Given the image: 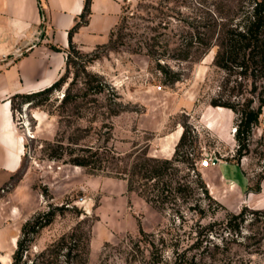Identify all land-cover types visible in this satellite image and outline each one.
<instances>
[{"label": "rangeland", "instance_id": "1", "mask_svg": "<svg viewBox=\"0 0 264 264\" xmlns=\"http://www.w3.org/2000/svg\"><path fill=\"white\" fill-rule=\"evenodd\" d=\"M123 1L121 18L106 43L90 51L76 45L69 49L61 87L36 97L37 107L21 97L14 101L16 120L28 136L20 174L32 170L42 204L30 219L40 216L37 231L31 226L26 234L22 231L20 264H155L161 255L171 259L177 240L182 251L201 231L207 233L203 227L209 224L213 231L198 252L199 264H264V215L247 212L241 232L232 230L240 219H231L233 211L207 197L202 182L212 196L215 178L199 165L204 157L243 163L253 188L264 174V105L245 149L236 138L240 114L213 105L254 98L257 106L264 97V76L253 66L242 74L231 62L232 68L226 69L215 61L221 26L214 23L231 22L241 3ZM100 81L106 87L94 93L92 87ZM66 93L74 98L65 102ZM216 107L235 114L228 132L231 141L203 121ZM34 109L55 122L53 137L46 131L35 133ZM155 123L161 130L150 129ZM177 127L186 131L182 161L162 178L172 193L156 206L144 194H157V181L142 178L136 165L153 164L154 142ZM77 157H88L100 168L77 165ZM52 175L55 192L46 183ZM161 238L166 239L163 247Z\"/></svg>", "mask_w": 264, "mask_h": 264}, {"label": "crops", "instance_id": "2", "mask_svg": "<svg viewBox=\"0 0 264 264\" xmlns=\"http://www.w3.org/2000/svg\"><path fill=\"white\" fill-rule=\"evenodd\" d=\"M123 4V0H90V12L82 18L86 0H0V264H14L23 227L42 207L40 193L33 188L32 170L27 168L20 174L26 162L28 136L16 120L14 101L18 95L42 91L59 80L68 68L72 45L90 51L106 43L121 18ZM25 43H31V48L14 57L13 50ZM213 110V115L207 113L203 121L223 140L231 141L228 132L234 112L228 108ZM32 116L37 135L46 131L51 138L56 134V124L45 111L34 109ZM150 129L159 131L161 127L155 123ZM183 133L182 127H177L155 141L152 156L171 159ZM203 169L215 178L212 197L229 210L238 212L245 205L264 208V179L260 192L250 191L251 181L243 163L218 159ZM46 183L54 186L53 175ZM52 190L55 192L54 187Z\"/></svg>", "mask_w": 264, "mask_h": 264}, {"label": "trees", "instance_id": "3", "mask_svg": "<svg viewBox=\"0 0 264 264\" xmlns=\"http://www.w3.org/2000/svg\"><path fill=\"white\" fill-rule=\"evenodd\" d=\"M241 3L237 8V13L234 16V19L231 22H226L224 19L221 20L220 23H214V26L217 27L218 24L221 26L220 32L221 37L219 40V50L216 54L215 61L216 63L226 69H231L232 66L230 62L234 64V66L241 67L242 74H248V70L253 66L254 70H258L262 76H264V0H239ZM90 12V0H86L84 13L81 15L82 18L85 17ZM43 14V10H42ZM83 20V19H82ZM78 21L73 29H76L81 23ZM73 46V45H72ZM71 46V47H72ZM56 50H61L60 47L54 46ZM70 61H68V64ZM255 74V73H254ZM64 81V76H62L59 80L53 83L50 87L46 89L30 93L18 95L24 99V103H29V106L37 107L39 103H36V97L48 94L50 95L59 87H61ZM106 87V83L100 81L98 85L92 87L94 93L103 92ZM264 92V91H263ZM74 98L70 93H66L64 101H69ZM255 99L250 98L246 99L243 103H219L218 101H213L214 106H224L231 108L236 113L240 114L237 134L236 138L240 142V147L243 149L247 146V140L249 135L252 132V128L255 124H258L260 115L263 112L264 105V97H259V104L255 106ZM15 109V105H14ZM118 111L114 110L113 114H117ZM186 139V131L183 133L182 138L177 146L175 156L171 159H163V158H151L150 160L153 162L147 164L136 165L139 167V174H142V178H146L148 180L156 179V184L153 187V190H158V193L152 195V192L148 195L144 194L147 201L156 205L157 202H162L164 204L169 199V193H172L168 188L165 187V183L162 178L167 174L168 169L172 168L176 161H182L179 159L180 156V148L185 143ZM241 154V151H240ZM99 162L101 161L99 158L97 159ZM231 160V159H230ZM92 159L88 157H77L74 159V163L77 165L92 167L94 169H99L97 165H93ZM144 171V173H142ZM264 178V174L259 177L258 183L256 187H250V191L260 192L261 191V181ZM202 182V181H201ZM210 200H213V197L210 195L208 188L202 182L201 186ZM129 189H133L132 185H129ZM169 191V192H168ZM180 191V187L176 189V192ZM168 192V193H166ZM176 198V197H175ZM217 202V201H216ZM218 203V202H217ZM157 206V205H156ZM247 212H251L253 214L264 215V209H251L247 205L243 206L239 213L230 212L229 216L231 219L238 220L240 222L233 226L231 229L235 232H241V226L245 221V216ZM51 222L50 219L46 220V223L42 224V227L48 225ZM40 216L36 217L33 221L29 220L23 227V232L26 234L27 229L31 226V231H37L36 227L39 226ZM213 224L205 225L203 229L208 232L203 234L201 231L199 236L189 244L188 247L180 251V247L177 243H173L174 250L173 256L171 259H165L161 255L160 259L156 261L155 264H199V250L203 247L204 242L209 241L208 236L212 230ZM230 228V226H228ZM142 234H147L142 228L140 229ZM150 235H153L152 233ZM200 235H205V238L202 239ZM166 239L161 238L160 244L161 246H165ZM153 247L159 248L156 243L153 241ZM25 243L20 238L18 243V248L14 254V264H20L22 258V252L24 250ZM208 248V246H206ZM160 249V248H159ZM158 249V250H159ZM161 250V249H160ZM194 250H197L193 252ZM193 252V253H192Z\"/></svg>", "mask_w": 264, "mask_h": 264}, {"label": "built area", "instance_id": "4", "mask_svg": "<svg viewBox=\"0 0 264 264\" xmlns=\"http://www.w3.org/2000/svg\"><path fill=\"white\" fill-rule=\"evenodd\" d=\"M31 48V43H25L23 45L18 46L17 48H15L13 50V55L14 57H18L20 56L22 53L28 51ZM159 89H162V86L159 85L158 86ZM217 158V157H216ZM220 159V158H217ZM215 158L214 157H204L200 162L199 165L200 167L206 168L209 167L213 162H214Z\"/></svg>", "mask_w": 264, "mask_h": 264}, {"label": "water", "instance_id": "5", "mask_svg": "<svg viewBox=\"0 0 264 264\" xmlns=\"http://www.w3.org/2000/svg\"><path fill=\"white\" fill-rule=\"evenodd\" d=\"M218 161V159H215L214 162L216 163Z\"/></svg>", "mask_w": 264, "mask_h": 264}, {"label": "bare ground", "instance_id": "6", "mask_svg": "<svg viewBox=\"0 0 264 264\" xmlns=\"http://www.w3.org/2000/svg\"><path fill=\"white\" fill-rule=\"evenodd\" d=\"M30 134H32V131L30 130ZM32 136V135H31Z\"/></svg>", "mask_w": 264, "mask_h": 264}]
</instances>
